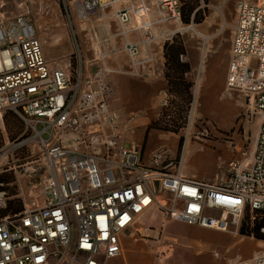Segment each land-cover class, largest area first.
<instances>
[{
    "label": "built area",
    "instance_id": "1",
    "mask_svg": "<svg viewBox=\"0 0 264 264\" xmlns=\"http://www.w3.org/2000/svg\"><path fill=\"white\" fill-rule=\"evenodd\" d=\"M76 3L82 18L112 9L121 33L143 31L144 42L155 25L182 21L180 0ZM235 10L221 94L243 95L239 119L257 120V129L253 145L226 164L225 179L211 182L185 175L182 156L165 145L145 160L139 146L119 143L106 79L115 70L87 69L79 45L74 63L48 60L33 21L5 15L0 4V119L10 112L24 122L44 169L37 197L0 217V264H106L124 252L121 235L152 209L226 232L240 228L247 210L252 220L264 211V0H237ZM125 49L132 72L143 75L152 57L128 39ZM240 264H264V253Z\"/></svg>",
    "mask_w": 264,
    "mask_h": 264
},
{
    "label": "crops",
    "instance_id": "2",
    "mask_svg": "<svg viewBox=\"0 0 264 264\" xmlns=\"http://www.w3.org/2000/svg\"><path fill=\"white\" fill-rule=\"evenodd\" d=\"M110 10L114 17L113 10ZM33 24L36 27L38 38L43 42L45 40L44 34L38 31L40 27L39 21H34ZM222 30L215 26L202 27L199 32L196 30L197 34L201 38H204L203 42H198V46L195 47V55H200V61L201 57H203L207 68L205 72H201L203 73L202 77H200L202 78L203 88H200V94L197 97L205 102L204 110L213 117L216 125L221 130L228 131L233 128V122L229 119L230 113H232V118H236L237 121L241 109L246 108V98L241 94H231L224 97L221 94L222 98H224L222 102L216 100L218 94H215L214 91L218 87H220V90L224 88L232 37L231 33L229 45L227 46L224 43L226 38L222 35ZM136 33L142 36V39L134 40V34ZM152 33L154 37L149 42H144L143 31L133 30L126 35L117 32L114 35L115 37H119V41L116 44L117 49H122L128 54L125 49L126 39L141 44L142 50L144 48L143 45L148 46L153 63L148 64L144 69L143 75L140 76L131 73L132 71L127 70V68L121 69L124 68L121 64H118V67H121L119 71L113 64L112 67L114 66L115 69L112 67L111 69L115 71L110 72L106 77L112 87L110 108L118 114L120 120L118 141L126 147H130L132 144L139 146L142 149L145 160H149L152 153L161 146L159 143L150 145V139L153 136L163 141L171 140L173 142V139L178 140L171 132L158 129L147 131L150 123L159 116L168 98V82L164 75L165 57L163 42H158L155 47L153 43L159 41L158 37L161 36L154 29H152ZM220 35H222V38ZM62 37L66 38V44L70 45L71 39L67 23L66 30L62 31ZM52 41L54 43L55 55L49 53L47 46H43L45 56L50 61L64 56L63 48L60 45L61 40L57 33L53 35ZM82 47L85 49L84 45ZM185 58L191 64V71L187 76H192L193 71L197 68V61L195 62L193 54L190 56L188 50H186ZM85 61L87 69H89L88 64L90 63V59H85ZM130 62L131 60L128 62V68L131 69L132 65L130 67ZM222 64H226L225 72L222 71ZM202 66L203 64H200V70H202ZM215 68H218V72L215 71ZM191 80L193 81V78ZM210 99H214L216 103L209 106L208 101H211ZM225 103H228V106H225ZM223 109L225 111L221 113ZM238 121L240 127L245 130V133L248 128L254 127V135L249 142L244 144L251 147L256 136L257 120L254 119L242 124V120L238 117ZM245 135V138L248 139V135ZM126 137L134 139L132 141L125 140L124 138ZM162 145L168 147L167 143ZM192 145L190 140L185 141L181 153L183 173L196 179L212 181L216 169L206 168L205 163H203L204 159L199 158L197 165L195 163L189 164V158L192 159L189 156ZM207 145L212 146L216 144ZM241 147L238 144L231 146L230 152L232 154L229 156L218 145V153L216 158L214 157L217 159L216 166L219 168L221 164H227L234 157H239ZM169 149L172 156L177 155L178 145L176 147L170 146ZM121 243L125 254L123 256L125 258L124 264H240L249 262L257 255L264 253V240L241 234L240 228L226 232L197 225H188L182 222H170L157 209L149 210L143 214L133 228L121 235ZM112 264L117 263L112 262Z\"/></svg>",
    "mask_w": 264,
    "mask_h": 264
},
{
    "label": "rangeland",
    "instance_id": "3",
    "mask_svg": "<svg viewBox=\"0 0 264 264\" xmlns=\"http://www.w3.org/2000/svg\"><path fill=\"white\" fill-rule=\"evenodd\" d=\"M74 0H0L2 5V11L7 16H14L18 14L27 15L33 22L39 21L40 27L38 31L44 34V41L42 45L49 48V53L55 55L54 43L52 41L53 35L58 34L60 38V45L63 48L64 56L56 60L66 61L71 58L72 62L75 61V53L77 52L76 46L79 45L84 54V60L90 59L89 70H95L97 67L108 66L120 71L121 67L118 64L124 66V68L131 70L132 63L130 62V68H128V62L131 60L129 54L122 49H117V42L119 37L114 35L121 33L120 26L112 16L110 8L97 9L89 13L86 17L82 18L79 15L80 7ZM254 2L257 0H253ZM236 3L237 0H222L207 2L200 0V7L203 10L204 20L201 23H185L168 21L160 23L154 26V30L161 37H158L159 41H155L156 47L158 42L171 41L174 37H178L183 41L186 50L190 52V56H195V62L197 68L193 71L192 76H187L189 80L193 78V102L189 110L187 123L178 133H172L178 140L163 141L159 140L156 136L150 139V145L159 143V145L167 143L168 147L177 146L180 138L183 139L185 144L186 140L192 142L190 147L191 154L189 156V164L197 165L198 159H204L206 168H215L216 173L213 176L211 182H216L221 179H225L226 164H221L218 168L216 165L218 145H220L225 153L231 156L230 147L234 144H238L239 147L246 144L251 140L254 135V127H250L246 130L240 127V123L236 118H232L231 114L229 119L233 122V128L228 131L221 130L215 123L213 117L206 113L204 110L205 102L201 101L198 96L200 94V88H203L201 81V75L207 70L206 62L200 55H195V47L198 46V42H203L196 30L199 32L202 27L215 26L222 30L224 37V43L228 46L229 39L233 27L236 22ZM113 17V19H112ZM60 19V20H59ZM61 21V22H60ZM63 21V23H62ZM66 23L70 34V45L66 44V38L62 37V31L66 30ZM123 35V33H121ZM222 35L220 37L222 38ZM142 39L138 33L134 34V40ZM76 40V41H75ZM46 41V42H45ZM85 49H83V45ZM144 55H150L151 51L148 46L143 45ZM151 56V55H150ZM188 61V59H186ZM153 63V59L148 64ZM200 64L202 70H200ZM209 65V64H208ZM114 68V66L112 67ZM114 68V69H115ZM222 71L225 72L226 64H222ZM218 72V68H215ZM165 71V68H164ZM191 71V70H190ZM118 72V71H117ZM138 75L134 72H131ZM140 76V75H139ZM218 87L214 93L218 94L216 100L222 102L221 93ZM224 97V96H223ZM202 98V97H201ZM208 105L216 103L214 99H210ZM228 106V103H225ZM225 109H223L224 113ZM245 111L241 109L240 115ZM230 120V121H231ZM236 132L234 133V131ZM245 134L248 135V139L245 138ZM31 134L27 130L24 122L17 116L10 112H5L2 119H0V192H4V195L0 200V210H4L10 201L15 200L21 202L22 206L27 203L32 197H37V193L41 188L43 181L44 169L39 156V151L36 145L29 140ZM125 140H131L128 137ZM134 142V141H133ZM202 143V144H201ZM215 143L216 145H207ZM183 144V147H184ZM198 144V145H197ZM201 146V147H200ZM183 150V148H182ZM182 153V151H181ZM181 153H177L176 157L179 158ZM175 156V155H173ZM215 157V158H214ZM215 159V160H214ZM39 198V197H38ZM255 217V215L253 214ZM245 215L242 219L241 225ZM251 218V216H250ZM252 220V219H251ZM170 222H175L170 220ZM241 227V226H240ZM124 252L117 257L110 258L106 264H124L125 263ZM66 264V263H64Z\"/></svg>",
    "mask_w": 264,
    "mask_h": 264
},
{
    "label": "trees",
    "instance_id": "4",
    "mask_svg": "<svg viewBox=\"0 0 264 264\" xmlns=\"http://www.w3.org/2000/svg\"><path fill=\"white\" fill-rule=\"evenodd\" d=\"M181 17L185 23H201L204 20L200 0H180ZM207 2V0H203ZM165 71L168 82V98L163 105L159 116L148 126L150 129L178 133L187 123L190 107L193 102V81L187 78L191 64L186 60V48L182 40L174 37L164 43ZM183 139L178 141V153L183 148ZM23 209L21 202L12 200L4 210H0V217L19 212ZM255 218L251 220L250 211L247 210L240 227V233L264 240V211L254 212Z\"/></svg>",
    "mask_w": 264,
    "mask_h": 264
},
{
    "label": "bare ground",
    "instance_id": "5",
    "mask_svg": "<svg viewBox=\"0 0 264 264\" xmlns=\"http://www.w3.org/2000/svg\"><path fill=\"white\" fill-rule=\"evenodd\" d=\"M81 16H83V15L81 14Z\"/></svg>",
    "mask_w": 264,
    "mask_h": 264
}]
</instances>
